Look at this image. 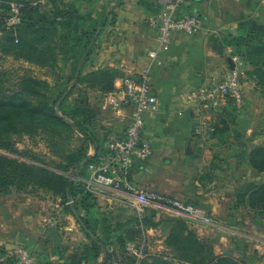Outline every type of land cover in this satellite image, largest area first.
<instances>
[{"label":"crops","instance_id":"obj_1","mask_svg":"<svg viewBox=\"0 0 264 264\" xmlns=\"http://www.w3.org/2000/svg\"><path fill=\"white\" fill-rule=\"evenodd\" d=\"M163 1H113L118 4L115 20L108 22L111 33L97 47L96 61L100 68L108 66L116 71L113 88L120 84L123 76L137 74L148 66L152 90L158 100V109L146 115L143 129V137L149 142L152 154L148 160L134 165L129 174L130 182L136 187L196 202L207 215L218 212L220 216L214 222L219 225L224 219L231 218L230 212L225 210L228 202L223 201L227 189L224 179H238L248 171L251 173V169L240 155L233 154L238 153L231 149L236 146L230 144L228 147L227 142L221 147L216 146L217 136L206 143L209 147L213 143L212 150L200 149L193 134L194 124L198 121L197 108L187 99V93L201 83L221 79L233 56L240 58L244 69H249L248 62L234 53L233 46L215 49L209 36L220 29L233 31L237 16L258 19L264 9L261 0H187L180 11L200 15L202 30L195 35L174 34L168 48L149 63L147 52L156 44L155 24ZM94 90L98 96L96 112L103 125L101 133L109 140L123 131L126 121H121L110 111L101 110L100 89L95 87ZM107 140L102 148L90 143L86 153L90 156L104 153ZM212 166L216 168L211 169ZM204 172L212 176L211 181L206 180ZM90 192L95 197L98 211L105 213L111 223L140 217L141 212L119 192L106 186H93ZM211 196L216 198L215 204L211 203ZM3 198L0 200V246L11 248L19 244L26 247L31 252L30 264H68L70 257H79L83 246L89 243L76 218L58 201L49 202L26 194L7 198L0 194V199ZM231 207L233 211L241 209L233 204ZM49 221H54V225ZM165 223L168 227L172 225ZM194 226L200 237L212 239L201 232L197 223ZM101 260L102 255L97 261ZM107 264L122 263L112 259Z\"/></svg>","mask_w":264,"mask_h":264},{"label":"trees","instance_id":"obj_2","mask_svg":"<svg viewBox=\"0 0 264 264\" xmlns=\"http://www.w3.org/2000/svg\"><path fill=\"white\" fill-rule=\"evenodd\" d=\"M10 1L12 0H0V8L4 11L8 10ZM15 1L20 4L18 23L13 27H8L5 12L0 13L1 50L4 53H13L16 57L22 56L30 62L46 65L47 58L53 53L51 34L48 31L55 28H50V26L46 28L44 17L37 11L33 0ZM144 5L147 6L145 3ZM107 17V12H102L93 26L82 31H79L78 23L71 18H68L66 23L58 22L63 30L59 36L65 38V42L69 43L70 47L78 49L77 52L71 54L73 59H78L74 71L76 78L81 75V60L91 51L99 34L97 30L105 25ZM259 29V26L254 27V30ZM240 37L236 38V42L227 41L224 45L233 46L234 53L245 58L251 66H263L264 61L259 62V59H264V42L251 34L243 39ZM241 43L245 51L242 50ZM257 68L253 70L256 73L261 71ZM3 74L5 72L0 70V75ZM116 74L114 69L104 66L88 72L80 79H88L91 85L99 87L102 94L113 89ZM257 75L260 76L258 73ZM263 75L262 73V77ZM44 84V81L24 76L20 82V90L14 94L1 92L2 86H0V149L10 153L16 151L12 135L20 130L33 132L32 123L42 119L50 120L60 126L75 128L97 148L99 142L86 124V121L93 120L94 111L89 108L86 101L70 108V113L78 119L72 122L59 111L57 113L54 107V104L57 106L58 102V106H61L66 96L61 98L64 92L57 96L54 103L50 102L41 90ZM219 118L218 123L212 121L213 130L210 131V138L218 136L217 132L226 133L230 130L226 120ZM102 152L90 156L81 148L75 149L68 155V163L59 164L56 167L60 171H67L71 167L73 176L76 175V177H69L45 165L26 164L0 153V194H6L9 188H15L16 191L26 193L36 190L48 191L59 198L58 202L65 211L76 218L89 240V243L83 246L79 257L75 255L70 257L68 264H107L112 259L122 264H245L230 255L215 254L207 240L200 237L196 230L182 218H169L168 220L172 225L165 237V244L170 255L146 254L145 250L140 258L130 255L126 244L128 242L139 243L145 238V230L158 225L159 222L154 220V215H156L154 212L145 211L141 217H133L126 221L116 220L111 223L105 213L98 211L95 197L86 188L83 179L88 177L87 166L97 163ZM239 155L251 169L264 173V145L254 146L246 155L242 152ZM215 168L216 166L211 167V169ZM204 177L206 180H212V176L208 173ZM233 199L235 206L259 209L264 213V183L257 184L250 181L239 183L234 187ZM69 200H73V204H66ZM190 203L198 205L196 202ZM3 248L0 246L1 250ZM100 255H102V260L98 262Z\"/></svg>","mask_w":264,"mask_h":264},{"label":"rangeland","instance_id":"obj_3","mask_svg":"<svg viewBox=\"0 0 264 264\" xmlns=\"http://www.w3.org/2000/svg\"><path fill=\"white\" fill-rule=\"evenodd\" d=\"M15 2V0H12L8 3ZM33 2L36 4L37 11L44 17L46 28L49 26L50 28H55L48 31L51 34L53 53L51 57L47 58L49 64L39 65L28 61L22 56L16 57L13 53H4L0 47V70L5 72V74L0 75L2 80L0 82V86H2L1 92L14 94L19 91L20 82L24 76H31L37 80L44 81L45 86L41 90L50 102L54 103L57 96L66 91V96L61 106L54 104V107H57L59 113L72 122L78 119L70 113V108L85 100L89 108L94 111L93 120L91 122L90 120L86 121L87 128L95 134L99 147L102 148L107 136L101 133L103 125L99 114L96 112L98 96L94 93L95 86L91 85L88 79L81 80L80 78L88 72L100 68L96 61L98 60L96 49L104 42L103 38L105 39L111 33L108 29V22L111 23L115 20L114 16L115 11L118 9V4L113 3L112 0H33ZM262 8L264 9V6ZM3 11L4 9L0 8V13ZM105 11L108 14L105 25L97 30V33H99L95 39L97 42L94 41L87 57L81 60V75L76 78L74 71L78 59H73L71 54L72 52H77L78 49L70 47L69 43L65 42V38L59 36L63 30L58 22L66 23V20L71 18L78 23L79 31H82L93 26V23L100 16L99 14ZM4 12L6 16L13 14L9 8ZM234 19H236V28L233 31L220 29L217 33L209 36L210 44L215 49L222 48L227 41L233 43L236 42L237 37L241 36L240 38L243 39L249 34L257 36L264 42V10H261L258 19L253 16L241 15ZM255 26H259L260 29L254 30ZM240 46L245 51L242 43ZM261 61H264V59L260 58L259 62ZM258 66L254 67L249 64V69H244L241 66L244 97V105L241 108H236L230 101L228 105L220 108L217 112L205 114L208 120L216 121V123L220 121L219 117L226 120L230 130L226 133L217 132V141L219 142L216 141V146L221 147L224 142L229 143L228 147H230V144L236 146V149H231L236 150L235 152L238 153L233 154L239 155L242 152L246 155L254 146L264 145V75L262 77L264 65ZM257 67L261 70L257 72L260 74L259 77L253 71ZM245 82L247 83L245 84ZM32 126H34L33 132L20 130L12 135L16 151L10 153L0 149V153L26 164L45 165L69 177H76V175L73 176L71 167L67 171H60L56 167L59 164L68 163V155L72 150L81 148L86 152L90 142L75 128L60 126L50 120H38L32 123ZM229 137L231 139H228ZM206 143H199L200 149L212 150V147H215L213 143L210 145L212 147L207 146ZM204 173L207 174V172ZM230 178L224 179L227 189L225 190L223 201L228 202L225 205L226 209H224L226 212H230L231 218L227 217L228 219H224L222 224L215 225L214 220L218 221L220 213L214 212L212 214L215 216L214 218L209 214L211 224L205 226L197 223V225H199V229H202L201 232L207 233L208 236L212 237L207 242L211 245L215 254L230 255L245 264H264V213L259 209H249L245 206H241L238 211H233L231 207L232 204L234 206V187L244 181L257 184L264 183V173L251 169V173L248 171L238 179L237 177ZM128 180L130 181L131 179L128 178ZM15 194H26L28 197H37L49 202L59 200L57 196H53L48 191L36 190L32 193H26L16 191L15 188H9L8 193L1 194V196L7 198ZM211 197L213 200L211 203L215 204L216 198L214 196ZM70 201L68 205L73 204V200ZM143 213L144 211H141L140 217ZM108 214L110 217V213ZM169 218V216L165 215H154V220L158 221L159 224L145 230V238L139 243H134V250H137L139 254L145 250L146 254L170 255V251L165 244V237L170 229L165 222H168ZM195 224L190 223V226L196 230L195 227L197 226H194ZM13 261V257L7 256L2 264H13Z\"/></svg>","mask_w":264,"mask_h":264},{"label":"built area","instance_id":"obj_4","mask_svg":"<svg viewBox=\"0 0 264 264\" xmlns=\"http://www.w3.org/2000/svg\"><path fill=\"white\" fill-rule=\"evenodd\" d=\"M186 2L163 1L155 24L156 44L147 52L149 63L168 48L174 34L195 35L202 30L200 15L180 11ZM261 3L264 6V0ZM8 6L13 14L6 16V24L13 27L20 20V4L8 3ZM241 73V60L233 56L230 67L221 79L201 83L188 91L187 99L197 108L198 121L194 124L193 134L199 143L207 142L213 130L212 121L205 114L218 111L228 105V101L236 108L243 106ZM100 96L101 110L112 112L126 124L120 134L107 140L105 152L98 157V162L87 166L88 177L83 179L86 188L90 191L93 186H106L128 198L138 212L148 211L170 218H182L190 223L211 224V218L201 206L136 187L128 180L134 165L148 160L152 154L149 142L143 137V129L146 115L158 109V100L152 90L148 66L137 74L123 76L117 87ZM70 202L67 201V204ZM48 223L54 225V221ZM133 247L134 243L126 244L128 253L140 258L142 254ZM7 256L13 257V264H30L32 259L30 250L19 244L0 249V264Z\"/></svg>","mask_w":264,"mask_h":264},{"label":"water","instance_id":"obj_5","mask_svg":"<svg viewBox=\"0 0 264 264\" xmlns=\"http://www.w3.org/2000/svg\"><path fill=\"white\" fill-rule=\"evenodd\" d=\"M65 94H66V92L62 95V97L61 98H63L64 96H65ZM58 104H59V102L57 103V106H58ZM56 112L58 113V108L56 107ZM84 162V160L81 162V164Z\"/></svg>","mask_w":264,"mask_h":264}]
</instances>
